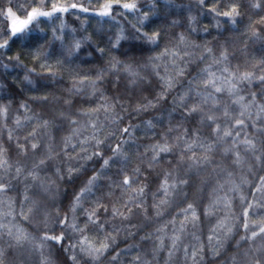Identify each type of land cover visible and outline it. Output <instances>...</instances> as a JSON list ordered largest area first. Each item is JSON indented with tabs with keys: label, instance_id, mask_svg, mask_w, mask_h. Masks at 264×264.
I'll return each mask as SVG.
<instances>
[{
	"label": "trees",
	"instance_id": "1",
	"mask_svg": "<svg viewBox=\"0 0 264 264\" xmlns=\"http://www.w3.org/2000/svg\"><path fill=\"white\" fill-rule=\"evenodd\" d=\"M5 43L0 264H264V0H0Z\"/></svg>",
	"mask_w": 264,
	"mask_h": 264
},
{
	"label": "snow or ice",
	"instance_id": "2",
	"mask_svg": "<svg viewBox=\"0 0 264 264\" xmlns=\"http://www.w3.org/2000/svg\"><path fill=\"white\" fill-rule=\"evenodd\" d=\"M122 6L124 8H127V9H133L135 7V5H133V4H127V3L126 4H123ZM69 7L76 8L77 5L76 4H72ZM69 7H63V6H61V7L57 8L56 5H53L54 11H60V12H66V11H68L69 10ZM109 9H110V5H107L106 4L104 6V11H102L100 14L101 15H108L109 14ZM80 10L86 11L87 9L81 8ZM233 11H235V10H233ZM9 15H11L10 10H9ZM52 15H53V13H51V12H43V11H39V10H33V12L29 15L28 20L27 21H23L22 24L26 27L28 23H30L33 19H35L38 16L50 17ZM225 15H230V13H225ZM18 31H23V29L22 28L13 27V29H12V35H15ZM151 39H153V42H154V37L151 38ZM3 47H6V43L4 45H0V48H3ZM77 47H79V45H77ZM247 78H248L247 75H245L244 77H242V79H247ZM261 79H264V77H261ZM210 83H212V82L210 81ZM216 91L219 92V91H221V89L220 88H217ZM262 110H264V109H262ZM125 131H127V129H125ZM224 135L225 136H228V135H231V133L225 132ZM243 143H245L246 145H249L250 147H254V145H252L250 141L245 140V141H243ZM33 147H35V145H33ZM166 150H167L166 146L161 148V151H166ZM17 171H19V169ZM125 183H128V181L125 180ZM4 190H5L4 186H0V191H4ZM193 218H195V213H193ZM260 231L262 233H264V228H261ZM45 239H53V240H56L57 242H60L63 238L62 237H55V236H53V237H45Z\"/></svg>",
	"mask_w": 264,
	"mask_h": 264
},
{
	"label": "clouds",
	"instance_id": "3",
	"mask_svg": "<svg viewBox=\"0 0 264 264\" xmlns=\"http://www.w3.org/2000/svg\"><path fill=\"white\" fill-rule=\"evenodd\" d=\"M133 83H135V82H133ZM150 106H151V105H150ZM135 110H136V111H140L141 109H140L139 107H137ZM112 123H113V124L116 123V121H115L114 118H113V120H112ZM149 123H150V121H149ZM99 143H100V142L97 141V145H99ZM124 143H127V142L125 141ZM165 146H166L167 150H166V151H161V148H162V147H165ZM165 146L155 145V147L151 150V151H153V156L151 157V159H152V160H155L156 157L159 155L160 152H168V151H170L169 146H167V144H166ZM114 155H115L116 157L121 158V159H128L127 153H125V151H124V144H121V146H120L118 149H116ZM84 159H90V157H89V156H86V157H84ZM112 159H113V157L110 156V157H108L107 159L104 160V165H105V167H107V166L109 165V162H110ZM136 170L138 171V169H136ZM169 175H171V174L169 173ZM186 182H187V181H184V183H186ZM178 186H179V185H178L177 183H173V184L171 185V187H172L173 189H176ZM133 191H135L138 195H143V194H144V188H143V187H142V188H139V189H134ZM165 191L168 192V187H167V185L165 186ZM168 195H171V192H168ZM160 203H161V204H164L165 201L162 200V201H160ZM190 207H191V206H190ZM122 218H123V219H127V217H123V216H122ZM109 239H111L113 242H115V238H114V237H109ZM179 239H180L179 236L174 237V238L172 239V246H173L174 249L176 248V246H177V241H178ZM158 243H159V247H160L161 249H163V248H164V238H163V237H160L159 240H158ZM174 255H175V252H174V251L169 253V257H173ZM142 264H155V260H153V261L142 262Z\"/></svg>",
	"mask_w": 264,
	"mask_h": 264
},
{
	"label": "rangeland",
	"instance_id": "4",
	"mask_svg": "<svg viewBox=\"0 0 264 264\" xmlns=\"http://www.w3.org/2000/svg\"><path fill=\"white\" fill-rule=\"evenodd\" d=\"M23 21H27V20H18V19H13V23H14V27L16 28H22L24 25L22 24ZM264 102L260 105L259 107V115L264 119ZM258 205L259 207L264 209V180L262 181V183L259 186L258 189V199H257ZM259 225H253V230L264 228V224L263 223H257ZM262 224V225H261ZM261 230V229H260ZM256 231L255 233L258 234V238H259V246H264V233H262L261 231Z\"/></svg>",
	"mask_w": 264,
	"mask_h": 264
}]
</instances>
